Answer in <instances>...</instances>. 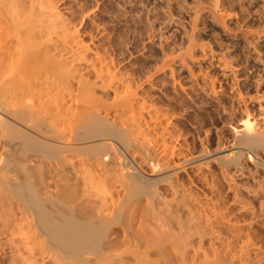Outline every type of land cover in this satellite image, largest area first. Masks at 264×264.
Returning <instances> with one entry per match:
<instances>
[{
	"label": "rangeland",
	"instance_id": "rangeland-1",
	"mask_svg": "<svg viewBox=\"0 0 264 264\" xmlns=\"http://www.w3.org/2000/svg\"><path fill=\"white\" fill-rule=\"evenodd\" d=\"M56 5L63 15L68 16L72 20L71 22L75 23L74 28L78 29L82 42L85 41L84 43L89 44L90 47L93 46L92 50L98 47L101 48L100 52L103 51L107 59L113 58L114 61L116 60L115 63L112 62L119 72V77L125 83L132 85V88L136 87L137 89L135 106L141 105L140 108L134 107L135 111H143L145 115L147 114L146 116L143 114L145 118L149 117V114L152 116V118L149 117L151 120L147 117L148 121L142 117L140 122L153 124L152 126L158 128V132L161 129L160 133L166 135L164 137H167L166 139L162 138L166 140L165 142L169 140L168 144L173 145L175 143V151L176 153L179 152V156L175 157V161H177L175 163L190 157L197 159L185 164L183 169L177 171L176 175L173 176L175 179L173 178L172 183L173 181L174 183L178 182L174 185L177 190L174 187L172 189L173 184L168 181L157 184L156 187L154 186V189L157 188L158 190H156V196L160 194L161 198L159 196L158 198L163 203L159 199V202H157V198H155L156 203L149 205L151 210L143 211L146 213L145 221L139 222L141 225L138 228L136 227L138 230L134 228L135 231L137 230L135 232L136 238L134 239L135 235L133 237L135 243L130 239L125 240L128 244L124 241L125 246L126 244L132 245V243H134V246H126L127 253L124 251L126 250L125 246L121 250L118 247V250L123 252L126 257H123L125 261L122 262L133 264L137 261L136 259L147 256L150 260H154L155 257L160 258L164 255L165 249L170 256L166 253L164 257L162 256L161 261L156 259L159 261L153 262L158 264H238L246 258V263L243 260L242 264H253L252 262L263 264L264 148L252 150L247 149L249 147L244 144L239 145L236 139L238 132L236 133L237 129L235 130V128L239 127V123L242 122L243 118L249 116L252 126H254L253 123H257L256 126L264 131V0H57ZM39 8L41 9V7ZM215 12L221 15L222 18L221 16V19L217 18ZM63 32L60 35H64ZM63 35L57 37L63 40L62 38H65ZM59 39L56 38V41L60 42ZM98 42L99 44H97ZM101 42L102 44L104 42L105 47ZM94 51L89 56L93 57L95 55ZM104 53L102 54L104 55ZM171 57L173 61L170 60ZM182 58H184V62ZM165 60H168L167 64L171 63L169 67ZM163 63L167 66L161 68L165 65ZM85 64L88 65V63ZM85 64H80L81 69H84L82 78H86L87 75L91 80L88 84L93 85L92 78L96 76L89 70L90 64L89 67L86 66V68L88 67L87 70L82 68V65L84 67ZM97 65H99V62ZM96 79L97 77L94 80ZM97 80L94 86L100 87L103 79L100 78L98 82ZM109 96L112 97L113 95L110 94ZM141 108L142 110H137ZM108 109L111 117L115 110L114 108ZM155 111L159 112L158 116H156ZM152 112L155 115H152ZM245 112L250 113L247 115ZM129 113L127 111V115ZM153 116L156 117L153 118ZM140 124L145 127L143 123ZM132 125L137 127L135 123H132ZM135 130L137 129L135 128ZM163 130L169 132L168 134H171V137ZM236 151L242 152L244 155L239 152L240 155H238ZM131 153L133 156H130ZM134 153L135 151L131 149L128 151V154H130L128 156L133 157L136 164H141L140 167L144 171L142 173H145L146 176H154L151 165H149L150 162L146 160L148 159L146 155L143 157L144 155L141 154V156L139 152ZM208 153L211 155L209 156ZM253 153H256V155ZM82 155L74 153L65 155L69 160L71 159L72 167L67 164V161L65 162L66 167L64 166L65 163L64 165H56L64 175V177L62 176L63 179L58 175L59 185L63 184L71 194H75L77 200L79 199L77 194L81 190L77 189L81 186L87 187L88 189L82 188L87 192H89L91 186H94V189L96 187H98L97 189L102 188L96 182L94 184L87 182L86 184V181H83L86 174L83 170L81 171V168L86 160L83 158L85 155ZM196 156H201V158ZM79 158L83 160L81 161ZM172 161L174 162V160ZM44 163L47 164L46 166H51L53 162L50 164L48 159H44ZM67 167L69 172L71 169L73 173H76V169L81 172L82 180L80 176L77 177L73 173H64ZM83 167L85 166L83 165ZM73 168H76L75 171ZM91 169L94 170L90 167ZM90 170L89 173L93 172L94 174V171L91 170L90 172ZM65 174L69 177H65ZM59 178L61 179L59 180ZM66 178L67 180H64ZM78 179L85 184L81 185ZM49 183H52V181H49ZM1 184L0 182V264H36L37 261L38 264L42 261L40 264H66L67 262L64 263L65 260L60 258L57 253L44 247L46 242L41 239L42 236L35 235L38 233H36L37 231L33 225L32 228L29 226L31 230L28 228V225L32 224L30 215H26L29 214V211L26 214L23 213L26 209L24 211V208H21L22 203L12 195L8 188ZM114 184L111 183L109 187L111 188V185L115 186V188L112 187V192H114L113 196H116L114 198H117L119 196L118 191H122V188L119 189ZM105 188L102 191L94 192L95 195L98 194L94 195L95 198L97 197L94 200L90 196L94 191L91 187L92 192L90 191V194H87L91 201L89 198L88 202L86 199L88 197L85 196L87 201H85L86 204L84 203L85 206L89 207L87 203H90V205L92 204L90 209L97 208L93 204L98 203L96 211L98 212L99 205H101L99 201L101 202L104 199L103 196V199L100 200V196L108 195ZM49 190H53V188L50 187ZM119 194L121 196V192ZM108 196H105V199ZM98 199L99 201L96 203L95 201ZM156 204H158L160 212L162 208L161 213H158V210H156L158 212L154 211L157 208L154 209ZM104 206L103 204L102 207ZM151 206H153V210ZM134 211L136 210H132V212ZM112 212L110 213L114 218L116 215H114L115 212ZM138 212L139 210L135 212L136 214L132 213L130 220L135 218L132 221L135 223L134 225L130 223L132 224L130 227L127 226L129 233H131L129 229L138 223L136 221ZM106 213L108 212L106 211ZM144 213L141 211L142 217L145 216ZM123 215L119 216L120 219ZM126 216L125 219L122 217L123 220L117 222L116 216V220L114 219L115 224L121 223L117 224L118 226L114 224L112 227H121L126 219L129 220L130 216L128 215V218ZM141 220L139 219V221ZM127 225H129V221ZM228 225L233 228L228 227ZM19 226H22L20 227L21 230H19ZM242 226L244 227L242 228ZM228 228L239 229L237 230L238 235L237 231L233 230L232 232ZM20 231H22V235H30L29 237L24 235V240L28 239L33 242L23 241L31 243H27L26 246L34 244L35 247H40L44 244L40 247L42 249L44 247V249L41 250L37 247L39 253L32 252L31 254V252H28L32 248L29 246V249L31 248L29 250L24 246L25 243L23 245V237ZM25 231L29 233H24ZM243 231H245L244 235H248V237L242 235L243 238L247 237L246 240L252 238L248 242L253 241L251 244H253L254 250L256 249L255 246L258 247L254 252L262 249V255L261 252L260 254L259 252H252L253 247L251 245L249 247H252V251L247 246L248 250L246 248L239 250V248L242 249L241 234ZM124 234L123 237H130L128 234V236ZM133 234L131 233V235ZM31 235L34 237H31ZM229 235L235 237L232 238ZM123 237L121 235L122 242L126 239H123ZM34 240H37L39 245H35ZM40 240L43 244H40ZM138 241L139 243L136 246L135 244ZM185 242L189 243L188 246L185 245ZM20 243L22 244L19 246ZM16 245L19 248H16ZM121 245L123 246V243ZM167 247L170 251L167 250ZM158 248H161L162 251ZM157 249L164 254L159 255L161 253ZM21 251L23 252L22 255H20ZM153 251L158 252L159 256ZM239 254L241 257H245L241 258ZM30 255H32L31 259L37 260L38 258L39 260L32 262L29 260L27 262ZM33 255H36V259L33 258ZM171 256L177 257L174 260L170 258ZM248 256H250V259ZM22 257L28 258L22 259ZM119 258L121 257L119 256ZM119 258L114 259L113 262L116 261L117 264L120 261ZM147 259L140 260L145 262ZM142 261H139L138 264ZM257 261L260 262L256 263Z\"/></svg>",
	"mask_w": 264,
	"mask_h": 264
},
{
	"label": "bare ground",
	"instance_id": "bare-ground-1",
	"mask_svg": "<svg viewBox=\"0 0 264 264\" xmlns=\"http://www.w3.org/2000/svg\"><path fill=\"white\" fill-rule=\"evenodd\" d=\"M56 4L57 0H0V182L2 183L1 185L8 188L12 195L15 196L20 203H22L23 206L21 205V208H24V211L26 209L23 213L26 214L28 213L27 211H29V214L26 215H30L32 218V220L30 218V222L32 224H29L28 228H30L29 226L32 228L33 225L37 231L36 233H38L35 235L43 237L41 238L39 236L46 242V245L44 246L42 240H40V244H43L42 246L47 248V250H52L57 253L60 258L65 260L64 263L116 264V261H113L114 259L117 260L120 256V261H117V264H125V262H122L125 261L123 258L125 255L123 252L118 250V247H120V250L121 248L124 249L125 240L130 239L133 242L135 241V232L138 230L137 228L139 225H141L139 222L145 221L144 219L146 217V213L143 211L151 210L149 205L156 203L155 198H157L156 200L159 202L158 196L160 197V194L156 196L158 190L157 188L154 189L156 185L161 184L164 181L172 183L174 178L173 176L176 175L177 171L183 169L185 164L189 162L191 163V160L193 162V159H197L195 157H190L175 163L177 162L175 159L179 153H176L175 151V143L171 145L170 143H167L169 140L165 142L166 140L164 139L167 137H164L166 135H164V133H160L161 129H159L160 132H158V128L152 126L153 124L151 125L147 122H140L142 117L143 119H147L148 116L145 118L147 114L145 115L143 111H135L137 106H135V98L137 95L136 87L134 86L135 88H132V85L130 86V84L125 83L124 80L119 77V72L115 69V65L112 62L114 61L113 58L107 59L105 53L101 51L104 53L103 55L100 52L101 48L99 49V47H96L97 49L93 48L95 51L91 49L93 47L91 45L94 42L93 40L90 44L92 47H90L89 44L84 43L85 41L82 42V40H80L78 29L74 28L75 23L73 24L71 22L72 20L69 19L68 16L65 14L63 15ZM39 7H41V9ZM216 13L217 12H215V14ZM216 15L217 18H220L221 16L218 14ZM64 30L66 31L63 32ZM62 32L65 33L64 35L61 34L65 36V38H62L63 40L57 37H60V33ZM55 36L62 42L56 41ZM97 44H99V42ZM92 51L95 53L93 57L89 56ZM170 60L173 61V58ZM182 60L184 62V58H182ZM98 62L99 65H97ZM167 62L168 60L166 61V64ZM81 63H88V65L85 64L84 67L82 65V68H86V66L89 67V64L91 65L89 70L95 74L98 79H96L97 82L100 78L103 79V83L100 87L94 86L96 85L94 84L96 81L94 79L96 77L92 78L94 81L92 82L93 85L88 84L91 80L89 79L90 77H87V75L86 78H82V72L84 69H81ZM166 64L161 68L166 67L167 65L169 67V64L171 63L169 62L167 65ZM99 84L97 85L99 86ZM122 85L126 86L123 87ZM110 94L113 96H109ZM140 105L137 106V108H140ZM108 108H114L115 110L111 117L109 116L110 111ZM137 110H142V108ZM127 111L131 114L129 113L130 115H127ZM155 113L157 112L155 111ZM158 113L156 116H158ZM245 113L247 114V112ZM249 113L250 112H248L247 115H249ZM143 114L145 116H143ZM152 115L155 114L152 112ZM149 117L152 118L150 114ZM155 117L153 116V118ZM146 121H148V119ZM139 122L143 123L145 127ZM132 123L137 124V127L132 125ZM253 124L254 126H252L249 116H246L242 119V122L240 121L239 127L235 128V130L237 129L236 133L238 132V134H236L237 136H235L239 145L244 144L249 147L247 149L259 150V148H264V131L262 128L259 129V127L256 126L257 123ZM146 125H150L152 127L149 126L150 128L148 127V129ZM135 128L137 130H135ZM163 131L165 132V130ZM169 132L171 133L170 129ZM165 133L168 134L167 132ZM171 134L168 135L171 137ZM173 138L175 137L173 136ZM131 149L135 151L134 154L139 152L140 155H144L143 157L146 155V158H148L146 160H149L150 163H148L151 165L150 167L154 172V176H146L145 173H142L144 171L140 167L141 164H136L133 157H130L133 156L132 153L131 155L128 154V151ZM67 153L85 155L83 158L86 161L82 164V168L84 169L81 168V171L83 170L86 174L84 175L85 178L83 181H86V184L87 182L91 184L96 182L102 187L101 189H97L98 187L94 189V186H91L93 187L92 190H94L93 193L99 192L100 190L102 191V189L104 190L106 187L105 189H107L108 193L106 190L105 191L109 196L101 195V199H99L102 200L103 196L104 199L105 196H108V199H103L101 202L99 199L95 201L96 203L97 201L101 203V205H99L98 212H96L98 203L93 204V206L97 208L90 209V206L92 207V204L90 205V203H87V206L89 207L85 206L86 202L90 198L87 194H90V191L92 192L91 187H89V192L84 190L87 187L84 188L81 186L77 189L83 190H80L81 192L79 191V194H77L78 192L76 191V194L79 197L77 200L75 199V194H71L63 184L59 185L57 178L61 176L63 179L64 175L62 174L63 172H60V168L56 165H64L66 161L68 162L67 164H72L70 161L71 159L69 160V158L65 156ZM239 153L244 155L242 152ZM239 153L238 155H240ZM253 154L256 155V153ZM210 155L211 154H209V156ZM197 158H201V156H198ZM44 159H48L50 164L53 162L51 164V166H53H46L47 164L44 163ZM172 160H174V162ZM83 165L85 167H83ZM64 166L66 167V163ZM90 167L94 169H91L94 171V174L93 172L91 174L89 173ZM65 169L67 170L64 173H73L71 172V168L70 172L68 167ZM75 172L76 173H73V175L81 177V172L77 169ZM65 177H67L66 174ZM61 178H59V180ZM67 178L64 180H67ZM81 180H79V182ZM49 181H52V183H49ZM111 183H115L119 189L122 188V191L119 190L121 192V196L118 191L119 196L114 198L115 195L113 196L114 192H112V187L115 188V186L111 185L112 187L110 188L109 185ZM175 183L173 181L172 189L173 187H176L174 186ZM82 184L83 183H81V185ZM50 187H52L53 190H49ZM176 192L178 193V191ZM95 193L93 195L90 194L94 200L97 199V197H94ZM179 194L182 193L179 192ZM94 200L92 201L93 203ZM102 203L105 205L104 207H102ZM157 205L158 204L154 206V209L156 207L158 208ZM151 207L153 210V206ZM157 208L154 211L158 210L159 212H156L161 213L162 208L160 207L161 212L160 209ZM130 209L136 211L139 210L138 220L136 219L138 223H136V226L131 227V229L135 228L137 230L135 231V229H129L131 233H134L133 235L128 232L127 226L130 227V225H134L135 222L132 221L135 218L132 220H130V218L132 213H135L136 211H129ZM110 210L113 211L112 213L115 212L114 215H116L117 218L116 216H114V218L112 217L113 215L110 213ZM127 210L128 212H126ZM106 211L111 217L108 213H106ZM141 211L145 214V216H143L144 218L141 216L142 214H140ZM130 212L131 214H129ZM123 213L125 214L123 215ZM121 215H123V219H125L126 215L127 218L130 216L128 218L129 220L126 219L121 227H112L115 224V218L117 219H115L116 222L121 221L122 217L121 219L119 217ZM141 218H143V221ZM139 219L141 221H139ZM112 220L114 223H112ZM128 221L129 225H127ZM120 223L121 222L117 224L119 225ZM239 223L240 222H238V224ZM117 224H115V226H118ZM233 225L234 224L232 223V226ZM230 226L228 225V227ZM232 226L231 228L234 227ZM20 227L22 226H19V230L22 229ZM243 227L244 226H242V228ZM229 230H232L233 232L235 229ZM124 232H126V234H124ZM244 232L245 231L241 234L242 249L239 248V250H244L245 248L247 249V247L253 245L251 244L253 241L248 242L249 239L252 240L251 237L246 240L248 235L245 234L247 237L243 238L242 235H244ZM24 233L29 232L25 231ZM20 234L23 237L22 242L29 241L28 239L24 240L25 234L22 235V231H20ZM123 234L125 236L129 235L130 237H123ZM121 235L123 239L126 238L123 242L122 239H120ZM231 235L229 236L232 238L235 237ZM21 236L20 239L22 238ZM25 236L29 237L30 235L26 234ZM31 237L34 236L31 235ZM37 240H34V242H36L35 245H39ZM24 243L25 242H23V245ZM27 243H25L24 246L29 249L30 245L26 246ZM122 243L123 246L121 245ZM126 243L128 244V242ZM134 243H132V245L126 244V246H134ZM137 243H139V241L136 242V246ZM185 243V245L188 246L189 243ZM21 244L22 243H20L19 246ZM17 246L18 245H16V248H19ZM32 246H34V244ZM32 246H30L32 248L30 249L34 250V248H36L34 251H31L30 249V251H28L27 249V251L31 252V254L32 252L39 253V251H37V247H42ZM127 247L125 248L126 250H124L126 253ZM252 247L253 251L250 247L248 248L252 252L258 248L255 246L256 249L254 250V246ZM161 248L158 249L161 250ZM40 249L43 250L42 248ZM159 250L158 252L161 253L163 248L161 251ZM167 250L170 251L168 247ZM261 250H257V252L260 254ZM153 252L156 254L158 253L156 251ZM164 252L165 254H158H164L162 255L164 257L167 253V255L170 256L165 249ZM263 253L261 252V255ZM22 254L23 252L20 253V255ZM252 254L253 253H251V255ZM253 255L255 256V254ZM30 256L29 258L27 257V262L29 260H31V262L39 260L38 258L37 260H33L31 259L32 255ZM162 256L160 258L155 257L154 260L151 259L152 261L149 256L143 257L144 259L148 258L145 262L142 261L143 258H138L135 263L138 264L139 261H142L140 264H156L157 262L153 261H161L163 259ZM176 257L171 256L170 258L174 259ZM244 257L242 256L241 258ZM248 257L250 259V256ZM20 258L21 256L18 259L20 260ZM23 258L26 257H22V259ZM33 258L36 259V255H33ZM26 259L24 260L26 261ZM245 259L246 258L243 260L245 261ZM242 261H240V263ZM260 261L263 263L262 260ZM260 261H257L256 263H259ZM42 262H39V264ZM249 262L247 261V263ZM35 263L38 264V261ZM240 263L238 262V264ZM252 263L254 264V262Z\"/></svg>",
	"mask_w": 264,
	"mask_h": 264
}]
</instances>
